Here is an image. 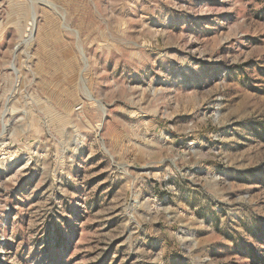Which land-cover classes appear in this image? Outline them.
Segmentation results:
<instances>
[{"label": "rangeland", "instance_id": "rangeland-1", "mask_svg": "<svg viewBox=\"0 0 264 264\" xmlns=\"http://www.w3.org/2000/svg\"><path fill=\"white\" fill-rule=\"evenodd\" d=\"M0 264H264V0H0Z\"/></svg>", "mask_w": 264, "mask_h": 264}]
</instances>
